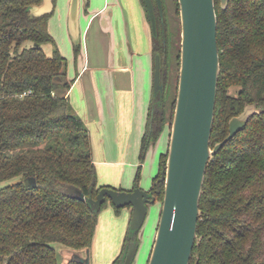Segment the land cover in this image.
I'll return each mask as SVG.
<instances>
[{
	"label": "trees",
	"instance_id": "obj_1",
	"mask_svg": "<svg viewBox=\"0 0 264 264\" xmlns=\"http://www.w3.org/2000/svg\"><path fill=\"white\" fill-rule=\"evenodd\" d=\"M40 3L0 0V183H6L0 188V264H62L57 243L89 250L109 200L94 208L78 196L96 198L104 186L98 185L90 130L67 96L72 83L66 58L59 49L49 56L42 48L52 39L53 13L31 14V6ZM216 10L221 74L212 147L229 135L230 120L247 105L262 112L209 161L190 264H264V0H230L227 8L216 0ZM168 31L164 19L153 35L165 90L153 93L150 102L142 160L166 132ZM22 177L35 179L36 185L16 181ZM132 241L140 248V231L129 229L114 264L123 262Z\"/></svg>",
	"mask_w": 264,
	"mask_h": 264
},
{
	"label": "water",
	"instance_id": "obj_2",
	"mask_svg": "<svg viewBox=\"0 0 264 264\" xmlns=\"http://www.w3.org/2000/svg\"><path fill=\"white\" fill-rule=\"evenodd\" d=\"M182 24L181 67L175 115L172 125L169 154L158 183L164 182V199L159 225L148 264H190L198 238L201 196L211 158L240 131L251 117L262 111L255 105H247L244 111L229 122V135L213 148L212 132L215 122L221 63L218 44V16L216 0H178ZM230 0H221L227 8ZM153 33L157 32V15L152 0H145ZM161 0H159V3ZM54 0H42L31 6L34 16L52 14ZM81 0H71L68 15V30L75 45H81L80 24ZM162 60L155 57L154 93L164 92ZM31 187L36 185L31 178ZM162 190L158 189L157 194ZM99 208L109 198L117 208L130 206L132 219L130 229L143 228L151 204L157 201L150 197V190L140 186L131 191L103 187L96 198L86 199ZM139 248L132 243L121 264H134ZM73 259L90 264V252ZM72 260V259H71Z\"/></svg>",
	"mask_w": 264,
	"mask_h": 264
},
{
	"label": "rangeland",
	"instance_id": "obj_3",
	"mask_svg": "<svg viewBox=\"0 0 264 264\" xmlns=\"http://www.w3.org/2000/svg\"><path fill=\"white\" fill-rule=\"evenodd\" d=\"M157 1L159 3V0ZM70 2L71 0L55 1V10L50 16L48 22V29L52 39L50 41H45L42 44V48L49 56H52L56 49H59L60 53L66 58L67 79L72 83L71 88L68 91L71 95V105L73 106L74 112L86 122V126L90 130L94 161L96 163L98 173V185L104 187L109 186L117 190L131 191L135 188L134 185L138 179L137 176L140 174L138 179L139 186L145 190H150L153 179L160 170L161 156L163 153H165L163 158L164 161L166 159L165 164L168 160L172 125L178 96L182 44V24L179 1L162 0L160 2L169 30L170 66L167 126L166 132L162 135L157 144L149 149L145 160L140 158V153L142 138L146 131L148 118L147 114L150 105L149 102L151 101L154 93L152 78L154 73L153 68L155 67V57L153 52L146 53L147 59H142L147 62V67L144 66L143 61L139 62L140 57L136 58L135 68L138 90L135 100L136 116L134 121L129 123L131 126L133 123V127L131 128L132 130H130L128 135L123 134L124 129L122 127H115V124L117 123L116 116L115 118L110 117L111 121L108 120L110 123L107 121V128L109 132H105L104 128L102 129L97 121L89 117V109L83 97L82 91L80 92L79 87H76L74 84L79 73L84 71V65L91 64V69L96 72V68L93 67V63H95L97 55L95 47L91 44V41H85L87 37H84V40L81 41L80 49L76 50V45L72 41L68 30ZM92 2L94 5L97 4L102 7L106 3V0H92ZM85 4L86 0H81L80 24L83 32L85 31L88 23ZM109 5V8L104 14L105 16H108L110 12L115 10L116 12H119V9L124 7L125 11L128 13L127 19L130 17L132 24L134 20L137 24L139 23L138 34L141 40L144 39L142 43V51L144 53L147 52V49L152 47L153 33L147 10L142 1L121 0L122 6L118 5V8H114V6L110 3ZM140 14L141 20H144L145 17V20H147L148 23L145 33L144 29L141 28L140 22H138L137 16H140ZM91 36L92 32L90 38ZM140 55L144 56L143 54ZM140 82L144 83V88H142V83ZM146 82L149 83L148 87ZM98 85L102 89L103 83H98ZM140 89L141 92H143V95L148 93L146 100H142L143 95L139 94ZM140 97L141 102L139 101ZM142 111H144V114ZM108 113L109 111L106 112L105 110L104 116L106 117ZM140 113L142 116H140ZM126 136L127 138L125 141ZM16 181H23L28 186L33 184L32 182L30 183V177H22ZM5 184L6 183H0V188H2ZM164 188L165 184L161 187L162 191L159 194V197H157L156 203L150 205L146 222L140 232L141 245L134 260V264H148L149 262L161 217ZM131 219L132 208L130 206L117 208L110 199L106 201L99 213L93 244L89 249L90 264H114V260H116V258H118L124 250L125 240L130 229ZM56 250L59 261L62 262V264H66L77 254L84 257L87 255V250L78 251L59 243L56 244Z\"/></svg>",
	"mask_w": 264,
	"mask_h": 264
},
{
	"label": "crops",
	"instance_id": "obj_4",
	"mask_svg": "<svg viewBox=\"0 0 264 264\" xmlns=\"http://www.w3.org/2000/svg\"><path fill=\"white\" fill-rule=\"evenodd\" d=\"M109 3L114 8L122 6L121 0H106L102 7L97 4L94 5L92 0H86L85 10L87 11L88 23L85 31H82V41L84 37H87L85 41H91V44L95 47L97 58L93 63V67L96 68V72L91 69V64H88L89 66L84 65V71L79 73L74 84L79 87L80 92L82 91L89 109V117L97 121L100 127L107 132V121H111L110 117L115 118L117 116L115 127H122L124 129L123 134L128 135L133 127V123L132 126L129 123L133 122L136 116L135 100L138 90L135 68L136 58L140 57L139 62L143 61L144 66L147 67V62L142 59H147L146 53L153 52V40L151 39L152 47L144 53L142 51L144 39L141 40L138 34L139 23L137 24L134 20L133 25L131 18L127 19L128 13L124 7H121L119 12L115 10L105 16L104 14L110 6ZM137 17L145 33L148 26L147 20H145V17L144 20H141V14ZM91 32L92 36L90 38ZM101 82L103 83V90L98 85ZM152 82L154 87V73ZM146 85L148 87L149 83L146 82ZM142 88H144V83H142ZM142 93L140 89L139 94L143 95ZM147 95L148 93L143 95L142 100H146ZM67 96L71 102V95L68 92ZM139 101L141 102V97ZM105 110L106 112L109 111L106 117L104 116ZM142 113L144 114V111ZM140 116H142L141 113ZM126 138L127 136L125 141Z\"/></svg>",
	"mask_w": 264,
	"mask_h": 264
},
{
	"label": "flooded vegetation",
	"instance_id": "obj_5",
	"mask_svg": "<svg viewBox=\"0 0 264 264\" xmlns=\"http://www.w3.org/2000/svg\"><path fill=\"white\" fill-rule=\"evenodd\" d=\"M153 1V4H154V8H155V12H156V15H157V32H156V34L158 33V28H159V26H160V23L161 22H163L164 23V19H166V17H165V14H164V11H163V8H162V5L160 4V3H158V1L157 0H152ZM162 1V0H161ZM148 13V12H147ZM149 15V14H148ZM149 21H150V18H149ZM167 21V20H166ZM150 23H151V21H150ZM151 28H152V25H151ZM152 33H153V30H152ZM155 34V35H156ZM153 35H154V33H153ZM165 43H166V41H165ZM153 47H154V44H153ZM160 178H158V180H159ZM158 180H157V183H156V188L155 189H153V188H151L150 189V197H152V196H156L155 195V193L157 192V190L158 189H160L161 190V183L162 182H160V183H158ZM157 194V193H156ZM160 194V193H159ZM157 197V196H156ZM132 243H136L135 241H132L130 244H129V246L132 244ZM129 248V247H128Z\"/></svg>",
	"mask_w": 264,
	"mask_h": 264
}]
</instances>
